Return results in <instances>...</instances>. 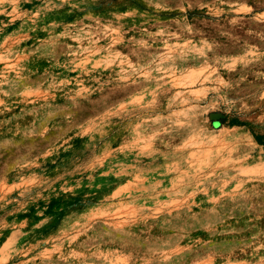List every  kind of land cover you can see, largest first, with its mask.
Listing matches in <instances>:
<instances>
[{
  "label": "rangeland",
  "instance_id": "374dc122",
  "mask_svg": "<svg viewBox=\"0 0 264 264\" xmlns=\"http://www.w3.org/2000/svg\"><path fill=\"white\" fill-rule=\"evenodd\" d=\"M0 264H264V0H0Z\"/></svg>",
  "mask_w": 264,
  "mask_h": 264
}]
</instances>
